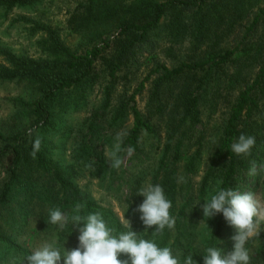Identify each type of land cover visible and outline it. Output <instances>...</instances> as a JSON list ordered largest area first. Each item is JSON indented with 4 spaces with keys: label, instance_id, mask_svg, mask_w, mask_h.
Here are the masks:
<instances>
[{
    "label": "trees",
    "instance_id": "1",
    "mask_svg": "<svg viewBox=\"0 0 264 264\" xmlns=\"http://www.w3.org/2000/svg\"><path fill=\"white\" fill-rule=\"evenodd\" d=\"M41 1L0 0V8L5 12L14 8L26 9ZM263 6L264 0H87L78 5L66 27L71 34L83 39L84 49H70L62 41L57 27L37 20L29 21V30L31 34L41 36L36 42L41 57L15 54L0 46V82L27 85L31 98L28 101L18 99L15 103L19 104L18 110L23 114L33 117L28 129L0 134L3 144L0 164L8 163L6 178L0 187V243L23 257L30 255V250L6 229L17 226L19 219L26 218L31 212H38L43 226L49 222L50 209L55 207L66 213L70 210L71 217L77 203L85 204L81 215L100 212L108 227L114 228L117 234L128 230L115 213L80 191L74 181L78 166L74 162L61 163L54 159V145L48 139L58 132L57 124L69 108L86 104L99 79L96 62L101 61L107 80L102 88L100 105L86 120L87 131L98 139L99 130H103L102 123L114 131L126 126L131 118L130 128L124 131L127 135L123 138V145L133 147L131 156L139 157L144 154L143 137L157 139L159 130H163L165 141L150 183L163 187L172 202L170 215L175 217L174 227H165L164 230V237L169 234L171 243L163 237L161 244H168L174 253L180 252L181 229L185 222L189 228H195V218L203 202L220 188L246 191L251 162L254 161L256 167L264 165V45L257 47L256 51H247L241 41L257 30L264 14ZM245 23L248 25L246 36L234 47L222 48L231 33L237 42L236 29ZM162 33H165L162 38L171 37L173 42L191 37L193 59L172 67L155 62L131 95L125 93L114 98L118 81L127 78L130 69L140 67L144 54L154 55ZM245 43L249 44V41ZM147 81H150V87L142 113L137 109L135 96ZM234 93L233 100L227 101L230 103L219 135L211 143L199 186L196 192L191 191V185L178 182L177 164L190 145L192 131L202 125L201 109L206 106L209 113H214L218 101ZM107 115V121L101 123L98 120ZM37 133L43 137V144L34 159L30 152ZM241 133L256 138L247 157L237 156L231 150ZM91 150L84 142L81 155L87 164L94 162L95 171L91 170L92 173L99 172L100 175L102 172L104 178L107 173L104 156L99 152V157L95 155L97 160H94L87 155ZM198 153L196 151L187 163L189 174L194 172ZM126 154L120 153L121 157ZM111 173L109 171V175ZM141 181L139 176L132 179L125 215L130 218L131 230L146 239L140 231L139 219L135 218L141 215L135 209L144 199L138 195ZM194 203L189 218L186 213ZM222 217L217 214L208 219H214L215 226L205 242L206 247L223 246L224 253H227L233 246L221 236ZM64 232L78 233L71 224L59 231L60 239ZM259 238L264 247L262 233L255 235L249 243ZM261 250H257L252 259L256 260ZM204 255L206 250L194 253L199 264H203Z\"/></svg>",
    "mask_w": 264,
    "mask_h": 264
},
{
    "label": "rangeland",
    "instance_id": "2",
    "mask_svg": "<svg viewBox=\"0 0 264 264\" xmlns=\"http://www.w3.org/2000/svg\"><path fill=\"white\" fill-rule=\"evenodd\" d=\"M85 1L87 0H42L39 4L32 7L26 9L14 8L7 12L0 8V46L9 48L15 54L27 55L33 58L41 57L42 53L36 44L41 36L39 34L33 35L29 30V21L37 20L57 27L60 30L59 33L62 41L70 49L78 51L84 49L85 43L83 39L71 34L66 27L67 21L73 13L76 12L78 5ZM258 24L257 30L251 32L247 36L245 35V29L248 27L247 23L238 26L235 34L237 42H234V37L231 33V35L224 40L221 47L232 48L237 45L242 37L246 36L245 40H241L244 42L242 47L247 51H256L257 47L264 45V14L261 15ZM111 35L112 34H110V36ZM164 35L165 33H162L161 37L157 40L158 45L155 48L154 55L144 54L143 58L140 60V67L138 69H130L127 72V78L118 81L114 98L125 93L127 96L131 95L139 86L140 82L148 75L152 64L155 62H158V64H165L167 67H172L181 61L193 59L191 37L186 36L185 39L183 38L184 40L180 39L173 42L171 37L168 39L162 38ZM110 36L109 38H111ZM246 41H249V44H246ZM101 66V61H97L95 70L99 73V79L89 93L86 104H80L78 107L69 108L61 116L60 122L57 124L58 132L53 133L48 139H50V142L54 145V159L61 163L74 162L78 166L79 170L74 181L80 191L101 207L110 209L126 227L123 223V214L125 219L130 220L128 216L126 217L125 210L128 205L126 198L129 193L132 179L138 176L142 178V188L151 184L150 182L157 170L165 135L163 130H159L160 136H158L159 138L157 139L154 137H143L142 145L144 154L142 156L133 157L126 154L122 157L123 162L119 168L109 166V163H107L109 159L108 153L115 143V137L117 133L121 131L124 132L130 128L132 120L130 118L126 126L112 131L105 123H102L107 121L109 116L107 115L104 119H98L101 121L103 127V130H99L100 138L97 139L91 136L87 131L86 120L90 117L92 111L100 105L102 88L107 80L105 73H103V67ZM149 87L150 81L145 82L143 90L135 96L137 109L142 113L145 112ZM234 95L235 93L227 99L219 100L216 107L217 110L215 109L214 113H209L206 106L201 109L202 125L196 126L192 131V135H190V145L186 152L183 153L184 156L182 160L177 164L178 177L182 176L184 178V181L181 183L184 185H191V191L196 192L199 186L201 177L204 174V164L208 158L211 143L219 135V129L228 111L230 102L227 101H229V99L233 100ZM30 98L31 94L27 85L23 83L0 82V134L8 135L11 132L24 131L31 126L33 117L25 113L23 114L22 111L18 110L19 104L15 103V100L23 99L28 101ZM200 136L202 137L200 143H197ZM84 142H87L92 148L91 152L87 154L92 156V159L97 160L95 155L99 157L97 154L99 152L103 154V162L107 167L105 170L107 173L104 178L102 177V172L100 175L99 172L93 174L92 171L86 167L87 163L81 155V147ZM2 147L3 144L0 140V150ZM73 149L74 152L72 153ZM196 151H199V160L194 166V172L189 174L186 169L187 163L189 159L195 155ZM7 169L8 163L0 164V187L6 178ZM109 171L112 172L110 175ZM247 183L249 188L246 191H253L257 194L258 199L261 201L262 210H264V168H262L261 165L256 167L255 174H250V170L248 171ZM194 205L195 203L187 210L186 214L189 218L192 214L191 209H193L192 207H194ZM67 213L70 215V210H68ZM135 218L139 219V216ZM189 218H187V220H189ZM203 219V212L200 206L195 218V228H189L186 222L185 226L182 227V250L177 253L173 252V254H180V264H183L184 258L188 255H192L196 264H199V260L194 256V253H200L206 250L207 244L205 241L214 231L215 226L214 219L207 220L206 224L210 229L209 231L204 224H200ZM254 219L258 223L259 233L264 234V216ZM221 221L223 225L221 236L233 246L231 236L234 235L235 229L229 226L223 217ZM139 222L141 224L140 231L145 235L146 239H154L161 248L165 246L168 247V244H161V240L164 238H168L169 243H171L172 238L169 237V234L164 237L165 229L161 235L154 236V226L146 230L140 219ZM45 225H41L38 212H31L27 214L26 218H20L17 226L12 227L10 230H6L12 234L17 242L30 250L31 253L45 242L54 243L61 248L64 246L65 250H72L78 246L79 242L77 239L79 233L76 234V232H72L70 235L64 232V235H62L60 239L58 233L59 231H63L64 227L61 229L58 225L50 224L49 222H46ZM253 237L249 238V240ZM249 240L247 241L246 247L251 257L250 264H264V247H262L263 243L261 238L254 239L251 243H249ZM261 248L262 250L259 257L256 260L252 259V255ZM220 249L224 253V247L222 246ZM24 258L25 257L22 255L10 251L4 244L0 243V264H21ZM119 258L127 259V256L121 254ZM60 264H63V260H61Z\"/></svg>",
    "mask_w": 264,
    "mask_h": 264
},
{
    "label": "clouds",
    "instance_id": "3",
    "mask_svg": "<svg viewBox=\"0 0 264 264\" xmlns=\"http://www.w3.org/2000/svg\"><path fill=\"white\" fill-rule=\"evenodd\" d=\"M126 135L127 133L123 131L117 133L115 143L108 153L107 163L110 167L121 166L123 162L121 152H126L128 156L134 153L133 147L123 145V138ZM42 144L43 137L37 133L32 141L30 152L32 158H36ZM255 144L254 136L241 133L231 145V150L237 156L247 157ZM93 164L94 162H90L86 167L95 171ZM261 167L264 168V165ZM255 171L256 163L253 161L250 174H255ZM183 181L182 176L178 177V182ZM138 195L144 199L135 211L141 214L139 219L146 230L154 226L153 234L159 236L165 227L169 229L174 227L175 217L170 215L172 202L166 197L161 185L148 184L139 189ZM84 208V203H77L71 217L59 207L52 208L49 212V223L58 225L61 229L71 224V227L76 229L79 233L76 248L65 250L64 246L61 248L54 243L45 242L26 256L21 264H60L61 260L63 264H180V254H173L170 247H159L154 239L140 238L131 230V221L125 219L124 214L123 223L128 230L117 234L114 228L108 227L100 212L81 215ZM127 209L128 205L126 211ZM201 209L204 219L200 224L207 227L208 219L222 214L228 225L235 229L234 235L231 236L233 249L223 254L217 246H209L206 248V255L203 256V264H250L251 257L246 244L249 238L259 235L258 223L254 218L264 216L257 194L253 191L240 192L232 188H220L209 200L203 202ZM207 229L210 231L208 227ZM121 254H125L127 259H120ZM183 264H196V261L192 255H188L184 258Z\"/></svg>",
    "mask_w": 264,
    "mask_h": 264
}]
</instances>
